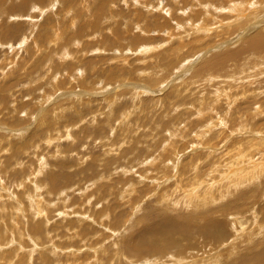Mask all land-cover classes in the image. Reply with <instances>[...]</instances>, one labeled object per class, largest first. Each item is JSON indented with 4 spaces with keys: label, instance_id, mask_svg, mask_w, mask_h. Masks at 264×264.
<instances>
[{
    "label": "rangeland",
    "instance_id": "obj_1",
    "mask_svg": "<svg viewBox=\"0 0 264 264\" xmlns=\"http://www.w3.org/2000/svg\"><path fill=\"white\" fill-rule=\"evenodd\" d=\"M22 1L0 0V264L261 252L264 0Z\"/></svg>",
    "mask_w": 264,
    "mask_h": 264
},
{
    "label": "bare ground",
    "instance_id": "obj_2",
    "mask_svg": "<svg viewBox=\"0 0 264 264\" xmlns=\"http://www.w3.org/2000/svg\"><path fill=\"white\" fill-rule=\"evenodd\" d=\"M24 1V4H23V6H20L21 7V9H23V10H25V11H27V9L29 8V7H36V2L37 1H39V0H35V2L34 1H31V0H23ZM22 1V2H23ZM187 1V0H186ZM199 1V0H198ZM205 1V0H204ZM250 1V0H249ZM201 2H202V0H201ZM201 2H199L200 4H201ZM246 2H248V1H246ZM37 3H39V2H37ZM207 3V2H206ZM22 4V3H21ZM197 5H198V3H196ZM210 4V3H209ZM236 4V3H235ZM191 5V4H190ZM207 5V4H206ZM229 5V4H228ZM104 6V4H102L101 5V7H103ZM187 6H189V5H187ZM196 6V5H195ZM240 6H242V4H240ZM223 7V6H222ZM236 7V6H235ZM239 7V6H238ZM244 7V6H243ZM99 9L102 11V9L99 7ZM231 9V8H230ZM232 9H233V7H232ZM238 8H236V10H237ZM240 9V8H239ZM238 9V10H239ZM242 9V8H241ZM1 11V10H0ZM198 13V12H197ZM196 13V14H197ZM95 14H101L100 13V11L97 9L96 11H95ZM172 15V14H171ZM198 15V14H197ZM169 16V15H168ZM78 20V19H77ZM74 23V22H73ZM79 23V22H78ZM78 31V30H77ZM83 32L84 31H80L79 33H80V36H82L81 34H83ZM79 35V34H78ZM77 35V36H78ZM57 36V35H56ZM79 36V37H80ZM78 37V38H79ZM137 38V37H136ZM140 38V37H139ZM135 39L137 42H140V41H142V39ZM255 38V37H254ZM58 41V40H57ZM253 41H255L254 42V44H253V46L256 48V47H264V42H262V41H264V38L261 36V37H259V38H257V39H255V40H253ZM133 42V41H132ZM250 42H251V40H250ZM252 44V43H251ZM141 45H142V43H141ZM262 45V46H261ZM247 47H248V45H247ZM259 47V48H260ZM249 49V48H248ZM262 49V48H261ZM264 49V48H263ZM213 68V67H212ZM264 143V142H263ZM241 154V153H240ZM194 165V164H193ZM227 166V165H226ZM250 172V171H249ZM264 175V174H263ZM53 177V176H52ZM50 178H51V176H50ZM54 178V177H53ZM54 184V183H53ZM233 208V207H232ZM244 208V207H243ZM238 209V208H237ZM227 211V210H226ZM224 213V212H223ZM225 217H227V216H225ZM258 219V218H257ZM205 221H206V227H205V231H204V235H205V237H207V238H209V237H215V236H217L218 238H217V240L218 239H220V240H222L221 238L225 235V233H226V227H225V224L223 223V222H218V221H216V220H213V218L212 217H205ZM75 222V221H74ZM240 225V224H239ZM165 226L166 227H168L167 229H172V230H175V227L172 225V223L171 222H167V223H165ZM181 231H184L183 230V228H181ZM68 233V232H67ZM161 233L163 234V235H165V236H167V230H165V229H163L162 231H161ZM68 235V234H67ZM216 238V237H215ZM224 239V238H223ZM213 240H215V239H213ZM225 241V240H224ZM259 251V250H258ZM250 252V251H249ZM252 252V251H251ZM182 260V259H181ZM240 260V259H239ZM242 262L241 263H239V264H246L248 261H251L252 262V260H254V262H256V263H258V264H263V262H264V248H263V250L260 252L259 251V253H256L255 252V254H251V253H247L246 255L244 254L243 256H242ZM240 260V261H241ZM75 261V260H74ZM178 262H180V260L178 261ZM214 264V263H213Z\"/></svg>",
    "mask_w": 264,
    "mask_h": 264
}]
</instances>
